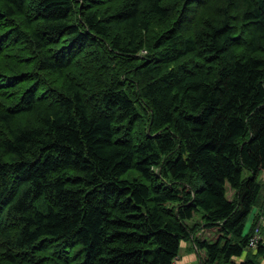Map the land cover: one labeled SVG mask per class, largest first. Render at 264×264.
I'll return each instance as SVG.
<instances>
[{
  "label": "trees",
  "instance_id": "trees-1",
  "mask_svg": "<svg viewBox=\"0 0 264 264\" xmlns=\"http://www.w3.org/2000/svg\"><path fill=\"white\" fill-rule=\"evenodd\" d=\"M262 171L264 0H0V264H264Z\"/></svg>",
  "mask_w": 264,
  "mask_h": 264
},
{
  "label": "crops",
  "instance_id": "crops-1",
  "mask_svg": "<svg viewBox=\"0 0 264 264\" xmlns=\"http://www.w3.org/2000/svg\"><path fill=\"white\" fill-rule=\"evenodd\" d=\"M260 180H262L264 182V171H262L260 173ZM257 209V208H256ZM256 209L253 210V213H256ZM195 219V220H194ZM198 219L197 216H195V218H193V222H195ZM249 223H250V219H249ZM200 231H198L197 235L200 234ZM264 243V241H263ZM251 253V252H250ZM252 253H254L252 251ZM249 254V252L247 253V255ZM246 256V253L243 254V256L241 257V260L244 259V257ZM177 261L179 264H192L194 261H199V255L197 253V251L195 250V247L193 246V244L191 242H182L181 246H180V251L178 256L176 257Z\"/></svg>",
  "mask_w": 264,
  "mask_h": 264
},
{
  "label": "built area",
  "instance_id": "built-area-1",
  "mask_svg": "<svg viewBox=\"0 0 264 264\" xmlns=\"http://www.w3.org/2000/svg\"><path fill=\"white\" fill-rule=\"evenodd\" d=\"M145 51L143 50V53ZM260 239L259 235L258 234H254V236L250 239L249 241V247L253 248V247H256V244L258 242V240ZM172 264H179L178 261H177V258H175L172 262Z\"/></svg>",
  "mask_w": 264,
  "mask_h": 264
},
{
  "label": "rangeland",
  "instance_id": "rangeland-1",
  "mask_svg": "<svg viewBox=\"0 0 264 264\" xmlns=\"http://www.w3.org/2000/svg\"><path fill=\"white\" fill-rule=\"evenodd\" d=\"M202 232H203V231H200V234H202ZM200 234H199V235H200ZM199 235H198V236H199ZM251 250H252V249H251ZM192 264H200V263H199V261H194Z\"/></svg>",
  "mask_w": 264,
  "mask_h": 264
},
{
  "label": "water",
  "instance_id": "water-1",
  "mask_svg": "<svg viewBox=\"0 0 264 264\" xmlns=\"http://www.w3.org/2000/svg\"><path fill=\"white\" fill-rule=\"evenodd\" d=\"M195 250H196V248H195ZM197 251V250H196Z\"/></svg>",
  "mask_w": 264,
  "mask_h": 264
}]
</instances>
